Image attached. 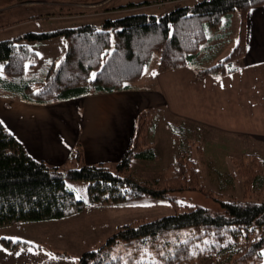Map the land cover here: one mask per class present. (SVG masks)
Listing matches in <instances>:
<instances>
[{"label":"trees","instance_id":"1","mask_svg":"<svg viewBox=\"0 0 264 264\" xmlns=\"http://www.w3.org/2000/svg\"><path fill=\"white\" fill-rule=\"evenodd\" d=\"M259 6H264V0H200L158 17L134 13L106 18L99 27L86 24L2 40L0 91L26 104L44 105L129 89L141 78L153 53L159 54V73L195 66L201 53L198 45L210 40L208 31L220 28L222 19L229 20L239 11L240 32L234 48L211 68L197 72L199 77L232 74L238 71L232 63L244 56L246 13ZM56 37L65 42L63 56L56 64L27 74L26 64L36 61L37 55L25 42ZM151 113L145 110L137 115L131 144L113 170L106 164H84L79 143L65 170L49 166L30 157L0 122V227L58 220L82 211L86 203L76 198L67 181L86 182L89 205L128 206L145 198L174 203L168 192L197 181V169L188 164L183 153L165 169L166 175L164 171L153 182L145 183L128 172L136 155L153 159V147L144 142ZM244 158L251 161L250 170L255 169L252 190L264 191V162L252 155ZM218 202V211L193 206L123 225L104 245L84 252L78 264H262L264 200ZM116 243L124 249L113 255ZM0 244L8 250L41 248L10 239H1Z\"/></svg>","mask_w":264,"mask_h":264},{"label":"rangeland","instance_id":"2","mask_svg":"<svg viewBox=\"0 0 264 264\" xmlns=\"http://www.w3.org/2000/svg\"><path fill=\"white\" fill-rule=\"evenodd\" d=\"M198 1L200 0H0V41L14 39L27 32H50L86 24L99 27L106 18L118 19L134 13L158 17L175 8L192 6ZM130 3L143 4L134 8L125 7ZM263 7L251 8L246 13V31L258 33L264 29V21L257 22L261 17L264 20V14L246 19ZM226 20H221L220 28L208 31L210 40L198 45L201 53L195 66L178 70L180 78L185 76L188 79L190 72L211 68L230 53L239 38L240 12L234 11L230 19ZM25 44L37 55L36 61L26 64L27 74L45 69L49 63L56 64L66 48L61 37ZM158 61L159 54L153 53L139 79L142 87L154 88L153 84L149 85L155 83V76L162 74L157 71ZM1 66L0 63V68ZM231 66L238 68L240 62L234 61ZM164 78L159 81L166 83L167 79ZM227 78L221 79L224 81L220 84L211 85L210 88H214L208 90L207 97L204 94L201 97L195 96L191 103L186 104L182 93L191 92L190 88L170 89V97L175 104H171L168 99L169 109L168 106L157 109L153 123L151 119L148 122V127L151 125L153 134L158 137V146L153 149V159L145 158L135 166L132 165L134 172L130 166L128 168L133 176L139 175L141 181L150 183L164 171L166 175V171L170 169L167 168L183 153L188 164L197 169V181L194 185L168 192L174 203L145 198L128 206L89 205L86 182L67 181L66 186L74 191L77 199L86 203L85 208L58 220L23 222L0 227V240L10 239L41 245V248H36L34 259H27V254L33 252L31 247L13 248L16 250L14 252L20 251L17 254L10 253L12 249L8 251L0 244V264H78L84 252L104 245L106 239L123 225L150 221L193 206L218 211L219 200H264V191L252 190L250 186L255 169L250 170L251 161L247 162L244 158L252 155L263 157L260 159L264 160V65L237 73L230 79L232 85L223 83L229 80ZM172 85L174 87L177 84ZM232 87L233 90L230 91ZM205 92L206 89L203 90ZM210 92L214 100L211 99ZM227 98H231V102ZM178 103H183L184 107H179ZM212 103H215L216 108ZM173 106L183 115L181 118L169 112H173ZM153 113L152 111L151 118ZM172 132L176 133L174 139H171ZM144 142L146 147L150 145L148 136L144 138ZM66 166L61 170H65ZM108 166L111 170L114 169V165ZM28 248L29 250H24ZM123 249V245L116 243L111 253L116 255ZM261 254L264 264V248L261 249Z\"/></svg>","mask_w":264,"mask_h":264},{"label":"crops","instance_id":"3","mask_svg":"<svg viewBox=\"0 0 264 264\" xmlns=\"http://www.w3.org/2000/svg\"><path fill=\"white\" fill-rule=\"evenodd\" d=\"M260 9L262 10H258L259 12L256 14L248 15L246 19L249 20L253 15L264 14V7ZM262 21H264L262 17L257 19V22ZM248 31L245 26L244 56L237 60L240 62V66L237 68L238 71L232 74L199 77L197 71L196 73L190 72L187 79L185 76L179 77L178 70L180 69H178L159 74V77L155 76L153 78L155 83L149 85L153 84V89H148L144 85L142 87L138 80L126 90L44 105L26 104L6 93L2 94L0 91V122L19 141L30 157L44 161L49 166L62 169L77 143L81 147L84 164L114 165L126 153L131 144L137 115L145 109H150L154 112L151 118L153 123L157 109L167 106L169 109L168 99L171 104H175V101L170 97V89L180 87L187 90L190 88L191 92L182 93V98L184 104L191 103L195 96L201 97L204 94L207 97L208 90L214 88L213 86L210 88L211 85L222 83L224 80L221 79L224 77H228L229 80L223 83L232 85V77L237 73L264 65V29L258 33ZM168 75H170V81ZM162 78L167 79L166 83L159 81ZM172 83L177 85L173 87ZM205 89L206 92L203 93ZM229 90L232 91L233 87ZM189 94L191 97H188ZM210 96L212 97V92H210ZM238 99L235 101L237 102ZM231 100V98H227V101L231 102ZM184 104L178 103V106ZM214 104L211 105L215 107ZM169 112L178 118L183 116L174 106L173 112ZM239 135L242 136L240 133ZM147 136L148 143L153 149H156L158 137L153 134L151 125L147 129ZM171 139H174L173 135ZM260 158L263 157L258 159L264 162ZM143 159L144 156L141 154L136 155L130 163L131 171L133 170L132 165L135 166ZM135 176L139 178V175ZM71 191L74 193L72 189ZM24 250L27 251L29 248ZM30 250L33 252L27 254V259H34L36 249L30 248ZM14 251L16 250L12 249L10 253L19 254L20 252Z\"/></svg>","mask_w":264,"mask_h":264}]
</instances>
